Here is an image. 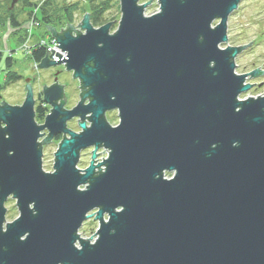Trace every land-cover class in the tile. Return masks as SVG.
<instances>
[{
  "label": "water",
  "instance_id": "95a60500",
  "mask_svg": "<svg viewBox=\"0 0 264 264\" xmlns=\"http://www.w3.org/2000/svg\"><path fill=\"white\" fill-rule=\"evenodd\" d=\"M239 2L120 0L115 30L48 27L67 55L39 67L65 64L83 93L64 105L45 83L42 122L28 77L23 102L0 101V264H264V93L239 97L263 70L220 45Z\"/></svg>",
  "mask_w": 264,
  "mask_h": 264
},
{
  "label": "rangeland",
  "instance_id": "374dc122",
  "mask_svg": "<svg viewBox=\"0 0 264 264\" xmlns=\"http://www.w3.org/2000/svg\"><path fill=\"white\" fill-rule=\"evenodd\" d=\"M17 0H12L10 6L12 7ZM142 4H145L143 12H159L160 0H141ZM104 3L101 7H105L103 13L99 19L109 20L111 24L109 30H115L118 28L121 11L120 0H99L94 5L98 6ZM45 12L51 19L50 24L47 26L42 25L39 22L40 18L37 16V9L43 7ZM72 10L75 23L73 25V33L76 34L82 29L81 23L86 14L89 16V21L94 12L98 10L90 9L91 5L87 6L82 0H33L30 4L18 3L17 8L8 10L6 14L0 17V101H3V96L10 102H23L27 96L26 82L28 77L33 93V107L39 104H44L46 107V114L52 109V107L45 103L43 100V90L45 83H50L53 79L58 78L63 84V94H65V104L68 106H74L80 99L82 90V83L79 79L73 78L72 71H67L65 64H58L49 66L47 68H40L39 63L34 61L32 52L37 50L44 51V57L47 59L59 60V55L66 56V51L52 50L49 46L54 42L58 43L56 38L51 35L48 27L53 28L54 24L62 32L65 29L63 26H68L67 23H62L63 17L66 15V10ZM73 7V8H74ZM66 9V10H65ZM11 13H15L16 26H12L10 21ZM220 18H216L212 23H219ZM227 42L220 44L231 45L241 43L239 48L241 51L237 54L239 62H235V69H253L261 66L262 70L259 74L254 76L248 74L246 81L251 88L246 92H243L239 97L257 95L264 93V0H240L235 11L233 10L227 18ZM54 29V28H53ZM55 30V29H54ZM54 43V44H56ZM49 44V45H48ZM55 51V52H54ZM53 52V53H52ZM59 53V54H58ZM63 54V55H62ZM43 57V58H44ZM9 60V65L6 66L5 61ZM62 62V61H60ZM58 63V62H56ZM72 73V74H71ZM16 76L11 78L10 76ZM118 111L112 109L106 111V116L113 122H118ZM35 116V110H34ZM33 116V117H34ZM44 116V118H45ZM36 119L37 122L44 121ZM100 160L101 168L104 167L101 164L107 157V149L99 147L97 149ZM81 158L77 161V166L80 170H84L89 165L91 155L93 152L92 147L82 149ZM171 176V173L166 175ZM83 187V186H81ZM95 212H93L94 214ZM92 214V213H91ZM96 214V213H95ZM98 222L92 219H87L85 223L80 227V233L87 236L90 239L96 237V231ZM80 236V235H79ZM81 238V237H80Z\"/></svg>",
  "mask_w": 264,
  "mask_h": 264
},
{
  "label": "trees",
  "instance_id": "16d2710c",
  "mask_svg": "<svg viewBox=\"0 0 264 264\" xmlns=\"http://www.w3.org/2000/svg\"><path fill=\"white\" fill-rule=\"evenodd\" d=\"M30 4V3H29ZM102 5H105L104 3H101V5H91V8L90 9H93L95 10L96 8H98V10L96 12H94L93 16H91V24L94 26V27H99V26H102L106 23H109V22H106L105 20H101L99 19L100 16H102L101 14L103 13L104 9H106L105 7H101ZM74 6L71 7V9H68L66 10V15L63 17V21H60L62 23H67L70 24L73 22L74 20V17H73V13H72V10L75 9V7L73 8ZM15 13H11L10 15V21L12 24V26H16L17 23H16V19H15ZM39 15V16H38ZM37 16L38 18H40L39 22L42 23V25L44 26H47L48 24H50V21L51 19L49 18L48 14L45 12V9H44V6L41 8V11L38 13L37 12ZM32 56H33V59L34 61H36L37 63L44 57V51L43 50H37V51H33L32 53ZM6 63V66L9 65V60L6 59L5 61ZM10 76V75H9ZM16 76H10V79L12 78H15ZM44 104H38L35 108V118L38 119V120H42L45 116V113H46V107L43 106ZM58 140H60L62 137L60 136H56Z\"/></svg>",
  "mask_w": 264,
  "mask_h": 264
},
{
  "label": "flooded vegetation",
  "instance_id": "af4514ba",
  "mask_svg": "<svg viewBox=\"0 0 264 264\" xmlns=\"http://www.w3.org/2000/svg\"><path fill=\"white\" fill-rule=\"evenodd\" d=\"M67 1L70 2L72 0H67ZM82 1H84L85 3H87V6H88V5H93V4L97 3L99 0H82ZM10 2H12V0H0V17L4 16L8 10L14 9L19 2L20 3H23V4L25 2V4H27V3L33 2V0H17L16 3L12 7L10 6V4H11ZM41 8L42 7H39L36 12L39 13L41 11ZM57 136L60 137L62 135L61 134H58ZM94 211L96 213V210H94ZM104 217H106V215H104Z\"/></svg>",
  "mask_w": 264,
  "mask_h": 264
},
{
  "label": "bare ground",
  "instance_id": "6f19581e",
  "mask_svg": "<svg viewBox=\"0 0 264 264\" xmlns=\"http://www.w3.org/2000/svg\"><path fill=\"white\" fill-rule=\"evenodd\" d=\"M100 147H102V146H100ZM93 212H95L94 210H92V211H90V213H89V216L82 222V224H81V226L85 223V221H87V219L89 220V219H92L93 221H95V222H98V227H97V230H98V228H99V220L96 218V214L94 213L93 214ZM92 213V214H91ZM80 226V227H81ZM97 232V231H96ZM79 236V235H78ZM79 238H80V236H79Z\"/></svg>",
  "mask_w": 264,
  "mask_h": 264
},
{
  "label": "built area",
  "instance_id": "2783aa9c",
  "mask_svg": "<svg viewBox=\"0 0 264 264\" xmlns=\"http://www.w3.org/2000/svg\"><path fill=\"white\" fill-rule=\"evenodd\" d=\"M54 43H56V42H54ZM54 43H53V45H50L49 47H50L52 50H56V51H59V52H60L61 50H59V49H58V46H56V45H59V44H58V43L54 44ZM48 45H49V44H48ZM54 52H55V51H54ZM52 53H53V52H52ZM62 55H63V54H62Z\"/></svg>",
  "mask_w": 264,
  "mask_h": 264
}]
</instances>
